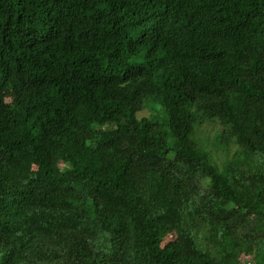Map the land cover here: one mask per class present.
Returning <instances> with one entry per match:
<instances>
[{"label":"trees","instance_id":"16d2710c","mask_svg":"<svg viewBox=\"0 0 264 264\" xmlns=\"http://www.w3.org/2000/svg\"><path fill=\"white\" fill-rule=\"evenodd\" d=\"M0 264H264V0H0Z\"/></svg>","mask_w":264,"mask_h":264}]
</instances>
